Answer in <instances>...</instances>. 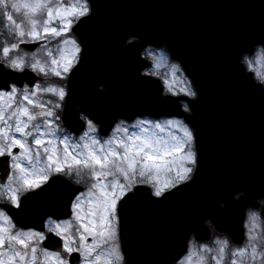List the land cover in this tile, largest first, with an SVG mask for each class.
I'll return each mask as SVG.
<instances>
[{
	"label": "clouds",
	"instance_id": "clouds-1",
	"mask_svg": "<svg viewBox=\"0 0 264 264\" xmlns=\"http://www.w3.org/2000/svg\"><path fill=\"white\" fill-rule=\"evenodd\" d=\"M94 4L95 0H0V97L15 103L0 107V164L4 166L0 264H131L117 235L118 217L110 207L113 195L122 185L126 192L144 185L150 197L160 200L197 174L198 130L188 118L195 115L192 104L200 93L167 40L142 42L140 34H130L121 47L141 45L138 77L153 83L159 99L173 101L177 111L117 113L111 127H106L72 99V81L85 56L82 30L94 16ZM37 41L43 43L34 49L21 47ZM142 53L151 59L142 58ZM157 55L166 58L172 82L183 85L178 92L156 71ZM234 60L236 75L264 94V37L238 48ZM26 73L32 74V82ZM153 76L164 79V86L150 79ZM97 91L107 93L108 82L99 83ZM69 105L79 122L76 129L65 119ZM17 145L21 150L13 152ZM53 177L62 178L74 190L65 197L68 214L49 212L40 227L19 223L12 213L27 216L28 193ZM231 199L241 204L246 217L258 221L242 244L232 243L229 233L208 216L203 227L207 232L215 228L217 234L200 241L196 230L188 231L163 264H187L184 256L194 240L198 264H264V193L245 202L241 189ZM226 207L224 200L219 201L221 210ZM108 225L116 226L114 237Z\"/></svg>",
	"mask_w": 264,
	"mask_h": 264
},
{
	"label": "water",
	"instance_id": "water-1",
	"mask_svg": "<svg viewBox=\"0 0 264 264\" xmlns=\"http://www.w3.org/2000/svg\"><path fill=\"white\" fill-rule=\"evenodd\" d=\"M94 7L93 18L82 30L85 56L72 81V99L79 100L106 127H111L117 113L178 110L173 101L159 99L153 83L138 77L141 45L121 47L130 34H140L142 42L167 40L200 93L192 104L195 115L188 118L198 130L200 153L193 181L160 200L150 197L146 186L136 185L134 190L141 189L138 194L127 205L119 202L120 241L131 264H163L190 230H196L200 240H208L212 230L203 227L208 216L236 243L242 242L245 213L231 196L243 189L245 202H251L264 193V160L259 159L257 148V141L264 142V94L236 75L234 54L264 37V0H95ZM212 25L225 30L226 38L201 40ZM39 44L21 47L34 49ZM25 78L32 82L33 76L26 73ZM95 78H99L97 83H93ZM150 79L163 87L160 79ZM104 81L107 93L97 91ZM181 98L186 97H173ZM65 119L73 129L78 127L70 105ZM0 167L3 173V164ZM70 192L74 190L62 178L54 177L28 193L27 216L19 211L12 214L22 225L40 227L49 212L68 214L65 197ZM221 200L227 205L222 210Z\"/></svg>",
	"mask_w": 264,
	"mask_h": 264
},
{
	"label": "rangeland",
	"instance_id": "rangeland-1",
	"mask_svg": "<svg viewBox=\"0 0 264 264\" xmlns=\"http://www.w3.org/2000/svg\"><path fill=\"white\" fill-rule=\"evenodd\" d=\"M20 2H24V0H20ZM12 19L15 20V16H13ZM9 26H11V22H9ZM55 26H56V24L53 23V27H55ZM144 55H146L147 57H149L151 59V57L148 56L147 54L144 53ZM156 60H157V62H159V65H160L156 69V71L160 74L161 77L168 78L169 81L172 82L173 78L169 76V68H168V65H167V62H166V58L164 56L157 55ZM163 81H164V79H163ZM171 86L176 92L179 91L180 87H183V85L179 84L178 82H172ZM25 103H28V101H25ZM10 104L13 107L15 106V103L12 102V101H9V98L7 96L0 97V107L7 108ZM17 146H19V145H17ZM59 147H62V146H59ZM69 152H71V149H69ZM118 202H119V200L117 201V205H118ZM116 215H117V206H116ZM117 217H118V215H117ZM254 223H258V221H256L254 218L246 217V220H245L246 233H247V231L250 228L253 227ZM108 226L110 227V225H108ZM262 227H264V225H262ZM117 235H118V233H117ZM243 242H241V243H243ZM190 247H191V251L188 252V254L185 255L184 261H186L187 264H198V251H197L198 242L197 241H193V243H192V245Z\"/></svg>",
	"mask_w": 264,
	"mask_h": 264
},
{
	"label": "snow or ice",
	"instance_id": "snow-or-ice-1",
	"mask_svg": "<svg viewBox=\"0 0 264 264\" xmlns=\"http://www.w3.org/2000/svg\"><path fill=\"white\" fill-rule=\"evenodd\" d=\"M79 49L76 48V51H78ZM67 70V69H66ZM59 168H60V165H57V171H59ZM54 178V177H53ZM50 182V181H49ZM141 189H136L135 191H132V192H126V189H125V186H121V191L119 192V194H114L111 201H110V207L111 209L113 210V212H116V206H117V201L120 200L121 202V205L124 206V205H127L128 202L134 198L138 192L140 191ZM125 193H127V195H125ZM171 192H166L165 195L161 198H165L166 194H170ZM160 194V190L157 191V195ZM121 197H123V200H121ZM116 226L115 225H112L110 227V234L114 237L115 236V233H116Z\"/></svg>",
	"mask_w": 264,
	"mask_h": 264
}]
</instances>
